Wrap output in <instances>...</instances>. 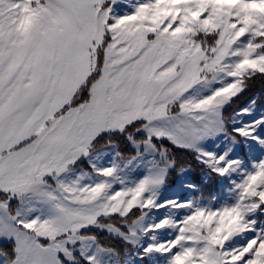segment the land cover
Masks as SVG:
<instances>
[{"label":"snow or ice","instance_id":"1","mask_svg":"<svg viewBox=\"0 0 264 264\" xmlns=\"http://www.w3.org/2000/svg\"><path fill=\"white\" fill-rule=\"evenodd\" d=\"M258 74L264 0H0V264H264Z\"/></svg>","mask_w":264,"mask_h":264},{"label":"trees","instance_id":"2","mask_svg":"<svg viewBox=\"0 0 264 264\" xmlns=\"http://www.w3.org/2000/svg\"><path fill=\"white\" fill-rule=\"evenodd\" d=\"M256 99L257 103L256 106L262 111L264 110V78H260L259 74L257 78L251 80L249 82L248 88L244 91V93L239 96V98L235 99L234 102L230 106H226L225 108V116H231L234 111L238 110L239 108L244 107L251 99ZM179 158L183 163H192V168L188 171L189 178L191 182L202 183V176L201 172L198 167H196L195 162L192 161L190 155L186 153L179 154ZM178 178L175 174L170 177L169 183L166 187L171 188L176 185ZM219 192V187L211 188L210 194L215 195ZM205 195H209V191L205 192ZM106 243H115L111 241L107 236L103 237ZM3 246V243L0 244V247ZM118 246V245H117Z\"/></svg>","mask_w":264,"mask_h":264},{"label":"rangeland","instance_id":"3","mask_svg":"<svg viewBox=\"0 0 264 264\" xmlns=\"http://www.w3.org/2000/svg\"><path fill=\"white\" fill-rule=\"evenodd\" d=\"M247 104L244 105V107L247 106ZM260 112H261V110L256 106L255 115L258 116L260 114ZM250 118L251 117H247V116L244 117L245 120H248ZM185 181H190L191 182V180L189 178V175H188V172H187V174L184 177L178 178V181H177L175 186H173L171 188L165 187L163 189V192H162V198H174V197H179L181 199L185 198L188 195V193L183 188V183ZM218 194H219V192L217 194H215V195H218ZM1 243H3V241H0V244Z\"/></svg>","mask_w":264,"mask_h":264}]
</instances>
